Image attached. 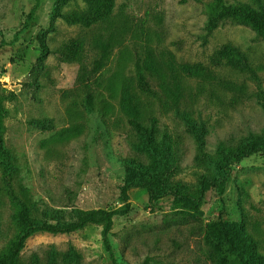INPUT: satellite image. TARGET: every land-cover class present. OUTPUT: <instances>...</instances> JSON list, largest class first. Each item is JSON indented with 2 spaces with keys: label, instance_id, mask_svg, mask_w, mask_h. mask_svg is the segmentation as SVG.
I'll return each mask as SVG.
<instances>
[{
  "label": "rangeland",
  "instance_id": "obj_1",
  "mask_svg": "<svg viewBox=\"0 0 264 264\" xmlns=\"http://www.w3.org/2000/svg\"><path fill=\"white\" fill-rule=\"evenodd\" d=\"M55 0H0V263L19 231L20 208L6 189V161L15 196L33 221L69 220L72 210L120 208L124 161L147 163L121 110L125 88L135 96L141 123L156 140L169 141L179 162L173 181L193 184L197 150L182 113L206 128L208 150L236 144L264 130V37L235 19L206 23L215 0H72L64 14L87 23L54 20L42 68L37 35L50 23ZM257 9L264 0H223ZM97 10V11H95ZM95 12H99L94 15ZM234 46L249 70L227 65L219 54ZM102 58V60H101ZM104 66L96 70L99 61ZM196 70L198 75H194ZM93 95L91 110L86 107ZM49 120V131L37 123ZM224 192L208 190L200 205L204 223H240L264 256V154L231 167ZM131 211L103 226L88 223L70 235L40 233L26 242L18 264H215L200 225L172 196L150 204L145 188L128 191Z\"/></svg>",
  "mask_w": 264,
  "mask_h": 264
},
{
  "label": "trees",
  "instance_id": "obj_2",
  "mask_svg": "<svg viewBox=\"0 0 264 264\" xmlns=\"http://www.w3.org/2000/svg\"><path fill=\"white\" fill-rule=\"evenodd\" d=\"M70 1L72 0H55L50 14L49 26L36 37L40 54L32 66L31 73H37L43 66L44 58L48 53L46 39L48 34L55 32V19L61 18L71 24L90 22L89 15L82 16L76 13L68 15L62 13V9ZM91 1L104 6L112 3V0ZM215 4L216 6L206 23L205 28L207 31L213 30L223 20L235 19L252 26L260 36L264 37V3L258 2V8L255 10L243 6L236 8L228 6L223 0H215ZM38 7L39 0H35L24 24L25 27L34 18ZM98 13L95 12L94 15ZM219 56L220 59H223L227 65L232 66L234 69L249 70L245 58L241 56L238 49L234 46H227ZM101 60L96 70L104 66ZM193 74L198 75L196 70L193 71ZM257 98L264 110V91L261 87H258ZM121 102V110L127 118L128 125L134 130L136 135L134 147L149 159L147 163L132 160L124 161L125 177L119 191L121 207L97 211L72 210L68 221H63L58 217L60 214L59 210L50 209L51 212L59 213L57 215L44 214L47 218L50 217L54 223H50L47 220L33 221L30 217V207L15 196L10 175L11 167L9 161H6L8 172L4 178V183L10 196L18 203L20 208L19 217L16 221L19 231L7 259L0 264H18L27 240L35 234L70 235L88 223L101 224L104 233H109L113 225V217L126 216L132 209L128 191L140 188L146 189L150 204H155L166 196L173 197L174 204L181 209V212L189 215L191 220L200 225L203 231V239L210 249L215 264H264V256L258 252L255 240L247 234L242 224L227 223L221 219L204 223L199 216L200 205L205 193L210 189L224 192L225 184L231 177L230 172L233 165L239 164L253 155L264 154V130L260 134L251 133L236 144L219 143L215 150L211 152L207 147L205 126L197 124L189 115L182 113L186 132L193 139L197 150L195 165L200 168V171L196 173L195 182L193 184H185L173 181L174 172L177 171L179 162L173 146L169 141L156 140L152 129H147L143 126L139 104L128 88L123 90ZM92 104L93 95L88 93L86 99L88 110H91ZM37 126L44 131H49L52 128L49 120L40 121ZM0 146H2L1 138ZM105 244L114 264H117L107 238H105ZM142 264H149V262L146 260Z\"/></svg>",
  "mask_w": 264,
  "mask_h": 264
}]
</instances>
